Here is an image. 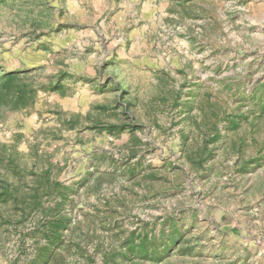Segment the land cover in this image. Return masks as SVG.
Here are the masks:
<instances>
[{"label": "rangeland", "instance_id": "1", "mask_svg": "<svg viewBox=\"0 0 264 264\" xmlns=\"http://www.w3.org/2000/svg\"><path fill=\"white\" fill-rule=\"evenodd\" d=\"M0 264H264V0H0Z\"/></svg>", "mask_w": 264, "mask_h": 264}, {"label": "trees", "instance_id": "2", "mask_svg": "<svg viewBox=\"0 0 264 264\" xmlns=\"http://www.w3.org/2000/svg\"><path fill=\"white\" fill-rule=\"evenodd\" d=\"M6 77H9L10 79L14 78L13 74H8V76H6ZM114 128H115L114 126H110V127H109L110 130H112V129H114ZM7 193H9L8 189L5 190V194H7ZM144 252H145V250H144V248H143L142 253H144Z\"/></svg>", "mask_w": 264, "mask_h": 264}]
</instances>
